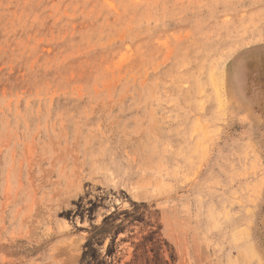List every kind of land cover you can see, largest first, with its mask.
Here are the masks:
<instances>
[{
    "label": "rangeland",
    "instance_id": "rangeland-1",
    "mask_svg": "<svg viewBox=\"0 0 264 264\" xmlns=\"http://www.w3.org/2000/svg\"><path fill=\"white\" fill-rule=\"evenodd\" d=\"M244 263L264 0H0V264Z\"/></svg>",
    "mask_w": 264,
    "mask_h": 264
},
{
    "label": "bare ground",
    "instance_id": "bare-ground-1",
    "mask_svg": "<svg viewBox=\"0 0 264 264\" xmlns=\"http://www.w3.org/2000/svg\"><path fill=\"white\" fill-rule=\"evenodd\" d=\"M199 46V45H198ZM197 46V47H198ZM199 52V51H198ZM197 53V52H196ZM200 54V53H199ZM198 55V54H197ZM196 55V56H197ZM207 55V54H206ZM186 56V55H185ZM195 56V55H194ZM200 57H201V54L199 55ZM188 57V56H187ZM208 58V57H207ZM206 60V59H205ZM187 61V60H186ZM188 61H189V57H188ZM187 61V62H188ZM204 61V60H203ZM182 62V61H181ZM198 62V61H197ZM207 62V61H206ZM209 62V61H208ZM183 63V62H182ZM184 64V63H183ZM204 65V69H203V72H204V74L205 73H207L208 75H209V77H210V81L213 83V81H214V73H212L211 72V66L210 65H208V63H203ZM174 65V64H173ZM190 65V64H189ZM188 65V66H189ZM181 67H183V66H181ZM200 67H202V66H200ZM173 68V67H172ZM186 69V68H185ZM200 70V69H199ZM176 71V70H175ZM179 71V70H178ZM182 71V70H181ZM202 71V70H201ZM200 71V72H201ZM200 72H198V74L200 73ZM206 74V75H207ZM195 77V76H194ZM177 78H179V76L177 77ZM176 78V79H177ZM183 78H185V77H183ZM200 78V77H199ZM204 78V77H203ZM175 80V79H174ZM195 81H196V79H194ZM181 81V80H180ZM217 81V80H216ZM205 82V81H204ZM198 84V83H197ZM217 84V82H214V85H216ZM199 85V84H198ZM205 85H207V84H205ZM209 90V89H208ZM189 91V90H188ZM188 93V92H187ZM195 94V93H194ZM199 94V93H198ZM196 96V95H195ZM178 97V96H177ZM199 97V96H198ZM202 97V96H201ZM204 97V96H203ZM209 97H210V95H209ZM175 98V97H174ZM181 98V97H180ZM179 98V99H180ZM211 98V97H210ZM187 99V98H186ZM197 100V99H196ZM190 101H191V99H190ZM193 101V100H192ZM198 101H199V99H198ZM176 102V101H175ZM200 102H201V99H200ZM187 103V102H186ZM177 104V103H176ZM199 105V104H198ZM183 108V107H182ZM193 108H195V107H193ZM192 109V108H191ZM184 110V109H183ZM183 110H182V112H183ZM189 111V110H188ZM185 115V114H184ZM186 116V115H185ZM185 118V117H184ZM183 118V119H184ZM185 121V120H184ZM185 125V124H184ZM174 137V136H173ZM190 144V143H189ZM193 144H194V142H193ZM195 146V145H194ZM183 148V147H182ZM176 150H177V148H176ZM178 152V151H177ZM191 152V151H190ZM174 153V152H173ZM184 153L186 154L187 153V151L186 150H184ZM196 153H197V151H196ZM175 154V153H174ZM183 158V157H182ZM224 207V206H223ZM219 211V210H218ZM209 215V214H208ZM217 215H219V213H217V212H211V217H214L215 218V216H217ZM208 218V217H207ZM209 219V218H208ZM212 219V218H211ZM225 219V218H224ZM221 220V219H220ZM212 221V220H211ZM245 235V234H244ZM246 237V236H245ZM244 247V246H243ZM247 250V249H246ZM248 252V251H247ZM234 260V259H233ZM245 264V263H244Z\"/></svg>",
    "mask_w": 264,
    "mask_h": 264
}]
</instances>
